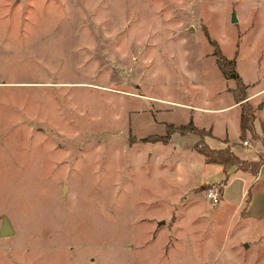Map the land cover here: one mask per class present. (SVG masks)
Returning a JSON list of instances; mask_svg holds the SVG:
<instances>
[{"label":"rangeland","instance_id":"374dc122","mask_svg":"<svg viewBox=\"0 0 264 264\" xmlns=\"http://www.w3.org/2000/svg\"><path fill=\"white\" fill-rule=\"evenodd\" d=\"M205 33L261 130L264 0H0V264H264V164L224 181L196 135L149 138L191 119L264 161Z\"/></svg>","mask_w":264,"mask_h":264},{"label":"trees","instance_id":"16d2710c","mask_svg":"<svg viewBox=\"0 0 264 264\" xmlns=\"http://www.w3.org/2000/svg\"><path fill=\"white\" fill-rule=\"evenodd\" d=\"M205 36L208 40L209 46L212 48L213 57L215 58V63L222 75L226 80L232 79L235 81V86L229 89V92L232 93L235 104L240 108L239 112V129L240 134L239 138L242 141H245L247 134L252 139H258V136L255 131L254 120L255 115L251 110L250 103L248 101V93H246V85L243 84L241 78L236 72V63L234 58H227L217 46L214 40H211L208 34L205 33ZM179 132L182 135L186 133H192L196 135L199 139L194 143V150L204 157V160L208 164H218L225 175L224 181H227L230 171H241L244 173H250L252 176H258L262 164L264 161L259 159H242L232 150V144H228V140L223 141L224 146L221 147H210L204 137L213 138L211 130L205 129L203 127H197L193 124L192 120H188L185 124H167V133L162 137L151 136L149 137L151 141H163L167 142L170 138V135L173 132ZM147 140H150V139Z\"/></svg>","mask_w":264,"mask_h":264},{"label":"crops","instance_id":"0c3cea01","mask_svg":"<svg viewBox=\"0 0 264 264\" xmlns=\"http://www.w3.org/2000/svg\"><path fill=\"white\" fill-rule=\"evenodd\" d=\"M247 93H249V98H248V101L250 100L252 103L253 102H256L255 100L257 99L256 97H255V95L257 94V93H251V92H247ZM232 98H233V95H232ZM235 106V108H238L239 109V107H238V105L237 104H235V101H234V99H233V101H232V103H230V105L229 106H227V107H225V109H228V108H230V106ZM257 106H259V108H260V115H261V113L262 114H264V102H258L257 103ZM239 112H240V110H239ZM257 119V118H256ZM255 119V120H256ZM189 120H191V119H189ZM238 120H239V113H238ZM254 120V121H255ZM261 121H262V123H264V115H262V117L260 118V123H261ZM193 122V121H192ZM194 124V123H193ZM198 127V126H197ZM210 130H211V133H212V129L211 128H209ZM239 134H240V129H239ZM256 134H258L257 136H259V137H262V139H259L260 141L259 142H261L262 140H264V127H262V129L261 130H257L256 129ZM171 136V135H170ZM212 136L215 138V139H220L221 141H224L225 139H227V137H222V138H219L218 136H215V135H213V133H212ZM248 137H250L248 134H247V136H246V138H248ZM228 140V144L229 145H231L232 143H230L229 142V139H227ZM259 142H258V145H260L259 144ZM247 144L248 143V141L246 140V141H244L243 142V144ZM153 144V143H152ZM261 147H264V144H261ZM194 149V148H193ZM251 149L254 151V153H255V155H256V159H257V155L259 154V152H261L262 150H260V149H256L254 146H251ZM232 150H233V152L235 153V154H237L240 158H242L237 152H235L234 151V148H233V145H232ZM242 159H244V158H242ZM246 159V158H245ZM247 159H249V158H247ZM206 163V162H205ZM238 172H241V171H234L233 172V174H238ZM243 173V174H242ZM242 173H240V174H238V176L239 177H241L242 179H244L245 180V184H246V175L244 174V172H242ZM247 185V184H246ZM245 185V186H246ZM245 189L244 190H246L247 189V187H244ZM245 192V191H244ZM2 217H6L7 218V220H8V222H9V224H10V227L12 228V226H11V223H10V221H9V219H8V217L6 216V215H4V213L2 212V211H0V220H1V222H0V227H1V223H2ZM12 230H13V228H12Z\"/></svg>","mask_w":264,"mask_h":264},{"label":"built area","instance_id":"2783aa9c","mask_svg":"<svg viewBox=\"0 0 264 264\" xmlns=\"http://www.w3.org/2000/svg\"><path fill=\"white\" fill-rule=\"evenodd\" d=\"M246 144V143H245ZM222 189L219 185L212 186L206 190L205 196L213 205H217L221 200Z\"/></svg>","mask_w":264,"mask_h":264},{"label":"water","instance_id":"95a60500","mask_svg":"<svg viewBox=\"0 0 264 264\" xmlns=\"http://www.w3.org/2000/svg\"><path fill=\"white\" fill-rule=\"evenodd\" d=\"M232 22H236L237 18L235 17L234 12L232 13ZM12 234V229L6 217H2V223L0 227V236L5 237Z\"/></svg>","mask_w":264,"mask_h":264}]
</instances>
